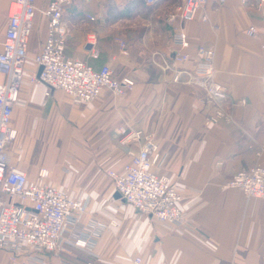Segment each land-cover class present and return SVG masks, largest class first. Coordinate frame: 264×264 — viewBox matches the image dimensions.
<instances>
[{"label": "crops", "instance_id": "1", "mask_svg": "<svg viewBox=\"0 0 264 264\" xmlns=\"http://www.w3.org/2000/svg\"><path fill=\"white\" fill-rule=\"evenodd\" d=\"M13 1L0 0V49ZM101 1L66 8L67 54L96 69L108 65L117 79L135 84L123 97L105 89L92 102L60 90L47 96L44 85L30 82L36 72L33 60L48 36V19L41 12L47 1L36 3L26 72L11 121L18 136L7 148L9 162L30 183L61 190L84 208L78 222L65 230L62 248L42 255L45 262L264 264V199L227 187L237 172L264 165V17L259 0H210L194 22L171 25L168 17L176 9L166 25H152L148 39L136 45L107 24ZM121 1L153 8L168 0ZM251 27L258 31L255 37L248 35ZM179 29L190 41L187 50L175 42ZM91 36L98 59L90 57ZM200 46L215 50L213 80L227 94L219 104L225 118L213 125L207 118L218 105L208 101L204 79L194 73ZM177 52L187 53L189 60L177 62ZM136 131L158 145L161 161L154 171L169 177L182 195L186 225L138 213L108 176L110 170L122 172L131 160L129 152L140 149L141 143H123ZM41 169L47 170L44 180ZM85 235L94 241L89 251L71 245ZM11 259L0 250V264H13ZM27 260L19 258L21 264Z\"/></svg>", "mask_w": 264, "mask_h": 264}, {"label": "built area", "instance_id": "2", "mask_svg": "<svg viewBox=\"0 0 264 264\" xmlns=\"http://www.w3.org/2000/svg\"><path fill=\"white\" fill-rule=\"evenodd\" d=\"M46 1L41 12L48 19V36L42 51L33 60L36 72L31 75L30 82L44 85L47 96L53 90H60L82 102L96 100L105 89L116 97H123L133 88V80L117 79L108 65L96 69L67 54L64 12L73 3L91 0ZM146 1L154 3L156 0ZM209 1L183 0L177 11L168 17V22L171 25L194 22ZM218 1L225 4L227 0ZM36 3L37 0H14L11 3L7 30L0 49V75L4 77L0 82V250L11 254L13 264H21V256L28 258L26 264H47L42 255L62 248L65 230L70 224L77 223L84 211L81 202L67 193L48 184L30 183L27 174L10 166L9 162L7 148L18 136L11 121L26 72L29 41L37 13ZM259 4L264 17V0H259ZM88 19L95 20L92 16H88ZM203 21H207L205 16ZM257 33L255 27L248 30L251 37ZM88 42L92 46L90 57L98 59L100 54L96 49V38L91 36ZM175 42L181 50L190 47L188 36L180 29L175 35ZM119 44L123 51L126 50L123 41ZM197 54L199 63L194 73L204 79L208 101L218 105L217 111L207 118V123L217 124L225 118L219 104L227 99V94L213 80L216 52L211 47L200 46ZM175 59L182 63L189 60V55L177 52ZM123 143H141V147L137 152H129L131 160L122 172L108 171L116 191L138 213L160 222L186 225L182 195L169 177L154 171L161 161V154L152 137L145 136L141 131L131 132L125 136ZM46 176L47 170L41 169L39 178L44 180ZM227 187L240 189L249 197L264 199V165L255 164L237 172ZM93 244V239L87 235L71 241L72 246L86 251Z\"/></svg>", "mask_w": 264, "mask_h": 264}, {"label": "rangeland", "instance_id": "3", "mask_svg": "<svg viewBox=\"0 0 264 264\" xmlns=\"http://www.w3.org/2000/svg\"><path fill=\"white\" fill-rule=\"evenodd\" d=\"M126 3L121 0H103L99 8L102 17L116 29L118 36L136 45L148 39L152 25H166L167 17L181 5L182 0H168L153 8L138 2L132 5Z\"/></svg>", "mask_w": 264, "mask_h": 264}]
</instances>
